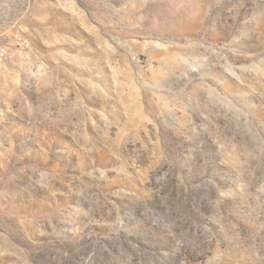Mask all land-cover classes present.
Masks as SVG:
<instances>
[{"label":"rangeland","instance_id":"1","mask_svg":"<svg viewBox=\"0 0 264 264\" xmlns=\"http://www.w3.org/2000/svg\"><path fill=\"white\" fill-rule=\"evenodd\" d=\"M2 47L0 264H264V0H0Z\"/></svg>","mask_w":264,"mask_h":264},{"label":"built area","instance_id":"2","mask_svg":"<svg viewBox=\"0 0 264 264\" xmlns=\"http://www.w3.org/2000/svg\"><path fill=\"white\" fill-rule=\"evenodd\" d=\"M15 42L20 47L27 48L29 47V42L22 36L16 35ZM8 55L7 49L5 47L0 48V63H3Z\"/></svg>","mask_w":264,"mask_h":264}]
</instances>
